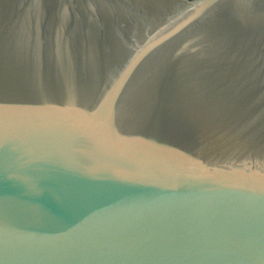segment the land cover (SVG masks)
<instances>
[{
    "label": "water",
    "instance_id": "95a60500",
    "mask_svg": "<svg viewBox=\"0 0 264 264\" xmlns=\"http://www.w3.org/2000/svg\"><path fill=\"white\" fill-rule=\"evenodd\" d=\"M0 0V264H264V0Z\"/></svg>",
    "mask_w": 264,
    "mask_h": 264
},
{
    "label": "bare ground",
    "instance_id": "6f19581e",
    "mask_svg": "<svg viewBox=\"0 0 264 264\" xmlns=\"http://www.w3.org/2000/svg\"><path fill=\"white\" fill-rule=\"evenodd\" d=\"M106 3H113V2L110 1V0H105V1H104V4H106Z\"/></svg>",
    "mask_w": 264,
    "mask_h": 264
}]
</instances>
